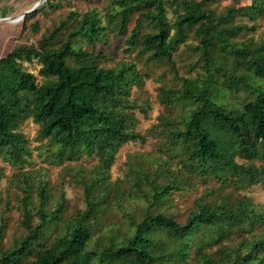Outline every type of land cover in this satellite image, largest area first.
<instances>
[{
  "label": "trees",
  "instance_id": "trees-1",
  "mask_svg": "<svg viewBox=\"0 0 264 264\" xmlns=\"http://www.w3.org/2000/svg\"><path fill=\"white\" fill-rule=\"evenodd\" d=\"M211 1L111 0L119 10L107 14L105 24L92 9L81 14L71 11L36 43L14 45L0 58V152L22 161L26 137L20 127L31 119L39 126L41 137L59 145V157L82 142L108 165L122 144L144 140L141 133L127 126L132 117L128 109L132 108L129 96L133 80L123 68L99 65L101 55L77 42H95L103 39L105 29H116L125 37L126 51L138 47L147 52L148 60L169 63L176 76L174 52L193 32L198 39L193 49L201 52L205 73L179 78L182 85L175 94L171 88H162L166 105L182 103L189 108L182 113L180 126L170 129V144L193 175L229 182L223 177L229 173L230 181L234 177L244 184L248 180L264 183V88L250 84L251 74L264 75V44L253 45L251 39L235 41L237 35L251 30L246 23L234 21L241 8L226 7L218 12L210 7ZM45 6L53 7V0H44L40 8ZM168 6L175 13L172 23L167 20ZM135 10L138 15L128 30ZM64 28L68 33L59 40ZM34 59L40 65V82L23 66ZM218 73H223V81ZM241 87L253 97L241 106L223 101L224 94L236 97ZM81 181L85 209L63 220V232L50 241V229L62 221L63 204L48 208L49 198L43 189L36 205L30 203L28 192L24 194L23 233L7 248H0V264H179L186 239L198 228L213 229L220 242L235 230H248L264 222L260 213L240 206H200L178 222L153 208L173 189L162 185L154 189L130 233L120 239L111 236L107 243L91 247V219L100 204L95 196L99 182ZM3 229L1 223L0 237ZM222 243L216 251L202 253L203 263L241 264L256 258L264 249V235L237 246ZM193 244L200 247L195 240ZM263 259L264 253L259 260Z\"/></svg>",
  "mask_w": 264,
  "mask_h": 264
},
{
  "label": "rangeland",
  "instance_id": "rangeland-1",
  "mask_svg": "<svg viewBox=\"0 0 264 264\" xmlns=\"http://www.w3.org/2000/svg\"><path fill=\"white\" fill-rule=\"evenodd\" d=\"M38 1L0 0V18L12 17V20H0V58L16 44L36 43L42 35H47L67 19L71 11L81 14L92 9L105 24L106 15L119 10L116 5H111V0H53V7L44 8H40L42 3L37 5ZM210 7L218 12L226 7L241 8L234 21L246 23L251 30L242 32L234 40L241 42L251 39L253 45L264 44V0H213ZM29 10L32 11L19 18L18 15ZM137 15L136 10L131 14L128 30ZM174 16L173 8L168 6L169 23H172ZM67 33L66 28L62 29L58 39H65ZM104 33L106 35L101 40L78 41L77 45L101 55L99 65L123 68L132 78L129 96L132 108L128 109L132 117L127 120V126L141 133L144 140L122 144L108 165L92 147L82 142H77L71 151L59 157V145L47 137H41L39 126L26 119L20 127L26 137L22 145V161L16 162L4 151L0 152V224L3 223L4 228L0 248H7L14 238L23 233L21 202L26 192L34 205L39 202L41 189L49 198L48 208L63 204L62 221L56 229H50L48 241L61 234L63 220L85 209L83 178L99 182L95 196L100 204L97 215L91 219V247L107 243L111 236L120 239L130 233L133 221L142 217L154 189L162 185H171L173 189L163 195L162 201L153 208L178 222H183L200 206H240L245 210L251 208L264 217V183L248 180L244 184L234 177V181H230L229 173L223 175L229 182L193 175L182 165L180 154L170 144V129L180 126L182 113L186 114L189 108L182 103L166 105L162 88H171L175 94L182 85L179 78H197L205 73L201 52L193 49L198 44L194 33L191 32L186 42L174 52L176 76L169 63L148 60L147 52L140 51L138 47L126 51L125 37L116 29H105ZM23 66L34 73L40 82L37 60L23 62ZM218 79L223 81V73H218ZM250 84L256 89H263L264 75L255 77L251 74ZM250 97H253V93L241 87L236 97L224 94L223 101L241 106ZM101 196L104 197L102 201L99 200ZM34 221H37L36 216ZM260 235H264L263 221L255 223L248 230H235L220 242L216 240L213 229L201 227L186 239L185 255L177 261L179 264H205L202 253L216 251L222 242L237 246ZM194 240L199 248L193 244ZM179 248L183 249L181 246ZM263 253L264 249L257 253L256 258L243 260L241 264H264V259L259 260Z\"/></svg>",
  "mask_w": 264,
  "mask_h": 264
},
{
  "label": "water",
  "instance_id": "water-1",
  "mask_svg": "<svg viewBox=\"0 0 264 264\" xmlns=\"http://www.w3.org/2000/svg\"><path fill=\"white\" fill-rule=\"evenodd\" d=\"M43 1H44V0H39V1L37 2V5H40ZM34 9H35V8H34ZM34 9H32V10H34ZM32 10L26 11V12H24L23 14L18 15L19 18L21 19L23 16H25L26 13H28V12H30V11H32ZM3 19H5V20H12V17L0 18V20H3Z\"/></svg>",
  "mask_w": 264,
  "mask_h": 264
}]
</instances>
